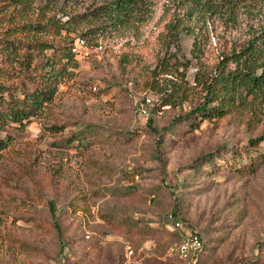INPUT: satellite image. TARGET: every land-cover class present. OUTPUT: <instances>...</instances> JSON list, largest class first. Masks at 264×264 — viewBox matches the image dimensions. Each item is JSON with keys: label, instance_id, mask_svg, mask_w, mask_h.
<instances>
[{"label": "rangeland", "instance_id": "obj_1", "mask_svg": "<svg viewBox=\"0 0 264 264\" xmlns=\"http://www.w3.org/2000/svg\"><path fill=\"white\" fill-rule=\"evenodd\" d=\"M29 1L27 9L0 0L1 84L22 91L38 83L32 77L46 57L26 45L37 37L61 48L83 37L86 46L41 117L0 130V138L10 137L0 148V264H188L168 251L180 238L172 211L203 234L200 264H264V142L250 144L264 133V97L248 95L204 120L180 119L201 98L199 87L183 105H162L169 83L162 81L161 92L152 88L151 68L170 41L176 0H151L146 20L131 27L85 35L102 21H80L68 34L33 24L66 19L58 7L86 11L106 0ZM188 21L180 57L192 56L197 36L212 65L264 24V0L232 19ZM8 28L22 43L17 60L2 50ZM197 65L193 59L191 85ZM148 97L145 117L140 108ZM54 123L63 129L52 132Z\"/></svg>", "mask_w": 264, "mask_h": 264}, {"label": "trees", "instance_id": "obj_2", "mask_svg": "<svg viewBox=\"0 0 264 264\" xmlns=\"http://www.w3.org/2000/svg\"><path fill=\"white\" fill-rule=\"evenodd\" d=\"M16 5L20 3L23 8H29V0H13ZM255 0H176L177 12L169 21V31L171 36L167 43L165 53L158 57L155 65L151 68V87L161 92L163 80L168 81V86L160 96L162 105L178 106L191 99L193 88L199 87L202 91L201 98L196 101V105L183 113L180 119H194L200 117L201 120L214 116H223L237 104V101H246V96L264 97V24L253 30V34L240 45H231L224 49L218 61L208 65L202 58L201 40L195 36L192 46V56L182 59L179 55L181 51V32L184 29L190 30L188 20H197L214 14L235 18L237 11L250 5ZM151 0H106L99 3L91 10L77 11L69 13L63 7L57 8L67 18H55V15L48 16L47 22L39 21L37 24L29 25L42 26L44 30L52 26L54 32L67 31V34L74 30L80 21H91L92 18L100 19L101 24L96 27L90 26L82 34L99 33L108 29H121L131 27L146 20L150 11ZM15 7H18L16 6ZM26 12V9L25 11ZM17 14H11L15 18ZM185 20H182V19ZM97 24V23H96ZM190 24V23H189ZM23 26H27L24 24ZM101 28V29H100ZM15 32L10 28L5 30L2 50L11 59H19L18 49L21 41L11 37ZM75 39L70 40L64 46L48 43L46 40L37 37L34 41H29L26 45L30 51L35 46L43 51L46 57L42 70L32 77L38 83L32 89L11 88L10 85L0 83V130L8 127L24 128L35 117H41L45 113V108L54 99L58 90L60 77L65 74L70 66H77V53L72 50ZM60 46V47H59ZM175 46L174 50L171 47ZM55 47L61 50V65L54 57ZM48 50L51 53L48 55ZM29 51V52H30ZM197 59V67L194 74V85H191L187 74L192 65V60ZM52 132L63 129V125L54 123L49 126ZM9 136L0 138V148L7 146ZM264 142V133L251 137L250 144L257 145ZM174 219L183 220L175 211H172ZM169 217V216H168ZM186 222L185 220H183ZM189 224V222H186ZM59 228L58 223L56 224ZM176 230L177 235L182 238V232ZM206 244L200 252L198 260L194 264H200L201 255L205 253Z\"/></svg>", "mask_w": 264, "mask_h": 264}, {"label": "built area", "instance_id": "obj_3", "mask_svg": "<svg viewBox=\"0 0 264 264\" xmlns=\"http://www.w3.org/2000/svg\"><path fill=\"white\" fill-rule=\"evenodd\" d=\"M86 46V40L83 37H79L74 41L72 50L78 53L82 47ZM96 89L97 86L94 85ZM151 98L148 97L145 102L141 104L140 112L148 117L150 114L149 103ZM170 218L173 220V229H178L182 232V238L169 245L168 251L171 254H176L189 260L188 264H194L200 255V252L204 246L205 238L201 232L197 229L191 228L185 224L183 220L174 219V215L171 213ZM129 253H134V249L129 247Z\"/></svg>", "mask_w": 264, "mask_h": 264}]
</instances>
